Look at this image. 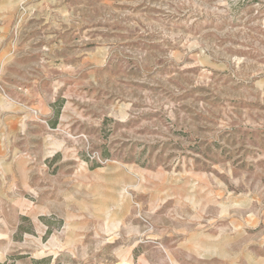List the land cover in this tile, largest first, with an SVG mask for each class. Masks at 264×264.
Returning <instances> with one entry per match:
<instances>
[{"label":"rangeland","instance_id":"rangeland-1","mask_svg":"<svg viewBox=\"0 0 264 264\" xmlns=\"http://www.w3.org/2000/svg\"><path fill=\"white\" fill-rule=\"evenodd\" d=\"M0 264H264V0H0Z\"/></svg>","mask_w":264,"mask_h":264}]
</instances>
